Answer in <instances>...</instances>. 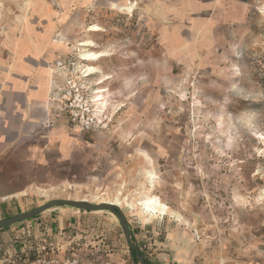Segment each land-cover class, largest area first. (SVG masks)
Here are the masks:
<instances>
[{
  "label": "rangeland",
  "instance_id": "1",
  "mask_svg": "<svg viewBox=\"0 0 264 264\" xmlns=\"http://www.w3.org/2000/svg\"><path fill=\"white\" fill-rule=\"evenodd\" d=\"M56 2L0 0V39L38 33V12ZM67 18L74 29L65 31L70 47L57 40L66 47L60 57L96 67L74 79L91 106L98 87L105 89L106 105L93 107L98 125L83 131L63 111L58 78V121L70 154L44 163L41 187H55L49 195H28L19 208L54 198L94 202L102 193L158 196L183 217L153 219L158 239L167 230L189 234L197 264L220 254L264 264V0H92L72 6ZM92 24L102 31H88ZM87 40L95 46L81 45ZM90 50L108 56L82 59ZM103 73L111 77L95 85ZM145 168L157 175L153 187L142 178ZM120 208L129 220L141 212Z\"/></svg>",
  "mask_w": 264,
  "mask_h": 264
},
{
  "label": "crops",
  "instance_id": "2",
  "mask_svg": "<svg viewBox=\"0 0 264 264\" xmlns=\"http://www.w3.org/2000/svg\"><path fill=\"white\" fill-rule=\"evenodd\" d=\"M84 2L57 0L56 7H43L38 12L44 20L38 33L23 38L19 34L13 40L0 39V219L44 204L45 201H39L19 208L28 195H37L39 191L42 196L49 195L55 187H41L43 175L49 174L44 163L67 159L70 154L58 121L63 113L56 98L58 82L50 81L45 87L44 80L49 63L66 53V49H61L66 47L57 40L64 38L68 46L71 44L65 31L74 28L65 24L72 6L88 5L92 0ZM49 18L52 20L48 21ZM136 216L127 219V225L148 262L197 264V246L189 234L178 232L174 236L167 230L164 239H158L160 231L152 226L157 216L142 210ZM132 252L117 218L105 210L87 211L60 205L0 229V264L17 256L62 258L73 253L86 264H134ZM259 252L264 256V249ZM223 262L248 261L229 260L220 254L207 264Z\"/></svg>",
  "mask_w": 264,
  "mask_h": 264
},
{
  "label": "built area",
  "instance_id": "3",
  "mask_svg": "<svg viewBox=\"0 0 264 264\" xmlns=\"http://www.w3.org/2000/svg\"><path fill=\"white\" fill-rule=\"evenodd\" d=\"M78 67L73 58L59 57L52 63V79L63 78L65 88L59 94L64 113L72 124L80 125L83 131L93 130L98 125V119L95 116L91 100L84 98V93L74 78L82 77L83 69ZM53 95H51V98ZM1 264H86L77 253L67 257H58L53 255H38L34 257H14L4 261ZM222 264H227L223 262ZM240 264V263H232ZM245 264H260L257 261H248Z\"/></svg>",
  "mask_w": 264,
  "mask_h": 264
},
{
  "label": "bare ground",
  "instance_id": "4",
  "mask_svg": "<svg viewBox=\"0 0 264 264\" xmlns=\"http://www.w3.org/2000/svg\"><path fill=\"white\" fill-rule=\"evenodd\" d=\"M115 7H117V6L113 5V8H115ZM122 9L127 10L128 12H132V10H133V8L131 6H124V8H122ZM88 31H90V32H99V31H102V30H101V28L98 25L92 24V25H90L88 27ZM81 45H83V46H95V44L91 40H87L86 42H83ZM105 56H108V53H106L105 50H98V51L90 50L88 52L82 53V59H84V60H86L88 62L97 61V60H99V59H101L102 57H105ZM83 69H85L84 70L85 73H86L85 77L98 72L96 67L94 65H91V64H88L87 67L83 68ZM52 71H53V69L50 68V70H48V73L51 75ZM233 73L238 74L237 70H233ZM110 77L111 76L109 74L103 73L101 76L98 77V81L95 82V85L104 83ZM104 92H105V89H102V87L101 88L98 87L97 91L95 92L96 94L93 96V99H92L93 105L92 106L93 107L96 106V110L97 111H102V109L106 105ZM113 105H114V103H113ZM258 137L262 141V144H264V133H260L258 135ZM142 156L145 159L147 158V159L150 160V158L147 155H142ZM141 175H142V178L144 179V182L147 184L148 187L149 186L150 187L154 186V183L156 182V179H157V175L155 173H153L150 169L145 168V169H142ZM142 185H145V184H142ZM137 193H140V192H137ZM262 194L264 195V190L262 191ZM95 199L97 200V201L95 200L96 203H99V202L103 201V202H111V203H113V204H115V205H117L119 207L120 206H126L129 209H133L134 207L135 208H140L142 211H146L150 215H153V216H158V215L161 216V215H167L168 214V215H171L172 217L176 218L177 221H180V220L183 221V217L179 213L173 211L158 196H146V195L143 196V195H140V197H137V198H129L127 196H124L122 193H118L113 198L112 197L110 198V197H108L106 195V193H102V194L96 195Z\"/></svg>",
  "mask_w": 264,
  "mask_h": 264
},
{
  "label": "water",
  "instance_id": "5",
  "mask_svg": "<svg viewBox=\"0 0 264 264\" xmlns=\"http://www.w3.org/2000/svg\"><path fill=\"white\" fill-rule=\"evenodd\" d=\"M60 205H67L70 207H74L77 209H82V210H87V211H97V210H105L110 213H112L118 220L120 227L122 229V232L129 244V247L132 251L137 250V245L134 241V234L132 231L129 229L127 225V219L124 214V212L121 210V208L111 202H89L84 199H69V198H54L50 199L44 204H41L40 206H37L36 208H33L31 210L21 212L19 214H16L11 217H7L4 219H0V229L5 228L8 226H11L17 222H21L24 220H27L29 218H32L45 210L55 207V206H60ZM133 240V241H132ZM134 242V243H133ZM137 256V254L135 255ZM135 256L131 253V258L134 259ZM139 262L143 263L144 258L138 254ZM136 264V263H134Z\"/></svg>",
  "mask_w": 264,
  "mask_h": 264
},
{
  "label": "trees",
  "instance_id": "6",
  "mask_svg": "<svg viewBox=\"0 0 264 264\" xmlns=\"http://www.w3.org/2000/svg\"><path fill=\"white\" fill-rule=\"evenodd\" d=\"M238 1H242V2H247L249 0H238ZM138 249V248H137ZM132 254L135 256L137 254V256H135V261L137 262L139 259L137 258L138 257V254L141 255L143 258V254L140 253L139 249L136 250V251H133ZM137 258V259H136ZM142 264H151L150 262H148V260H146V258H144V262Z\"/></svg>",
  "mask_w": 264,
  "mask_h": 264
}]
</instances>
